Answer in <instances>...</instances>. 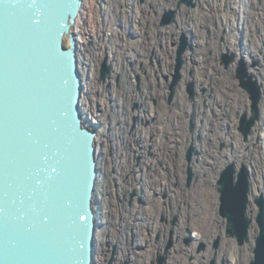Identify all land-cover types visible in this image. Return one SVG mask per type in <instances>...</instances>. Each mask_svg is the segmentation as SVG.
Segmentation results:
<instances>
[{
	"label": "rangeland",
	"instance_id": "obj_1",
	"mask_svg": "<svg viewBox=\"0 0 264 264\" xmlns=\"http://www.w3.org/2000/svg\"><path fill=\"white\" fill-rule=\"evenodd\" d=\"M194 2L104 0L108 16L96 8L89 18L78 17L92 26L80 53L81 69L86 57L96 63L92 81L98 100L94 110L103 112V161L108 166L104 174L107 233L102 244L97 242L101 261L96 259L95 264H171L173 254L181 256V262L175 259L174 264H211L214 258L216 264L223 260L225 264H244L238 248L241 254L249 250L253 256L258 234L255 219L250 240L241 245L227 232L220 206L215 219L209 218L213 212L208 211L207 202L212 190L220 205L219 178L235 163L219 167L222 154L238 156L237 170L256 161L264 183V139L253 133L255 128L257 132L264 128V0ZM171 9L176 10V19L163 24L164 13ZM183 33L193 47L184 54L182 77L171 99L170 83ZM111 51L116 68L109 59ZM225 53L235 54L228 65L223 60ZM105 58L112 68L103 79ZM242 58L263 90L261 117L247 138L240 122L244 113L252 114V101L236 75ZM190 81L195 83L194 95L188 90ZM87 98L86 90L83 100ZM82 107L85 111V105ZM192 145L196 151L189 163L187 153ZM201 156L204 163L206 159L218 162L203 165L207 168L203 172L196 168ZM189 166L195 175L191 184ZM254 176L257 174L250 171L248 215L253 218L258 211L254 199L264 193L252 197ZM98 207L101 211L102 202ZM104 226L101 220L99 230L104 231ZM252 229L256 231L253 239ZM195 232L202 236L196 237ZM232 239L237 247L234 258L228 249ZM201 243L205 248L199 250ZM160 256L166 258L164 262L159 261Z\"/></svg>",
	"mask_w": 264,
	"mask_h": 264
},
{
	"label": "water",
	"instance_id": "obj_2",
	"mask_svg": "<svg viewBox=\"0 0 264 264\" xmlns=\"http://www.w3.org/2000/svg\"><path fill=\"white\" fill-rule=\"evenodd\" d=\"M181 2L195 5L194 0ZM82 7L83 0H0V264L96 263L99 132L87 124L82 109L84 72L74 31ZM176 13L167 10L162 23L174 21ZM192 47L183 33L171 99L182 77L184 54ZM234 57L223 54L227 65ZM111 68L105 58L103 79ZM236 75L252 101V114L244 113L240 122L247 138L261 117L263 90L245 58ZM194 85L192 81L188 87L192 95ZM195 149L192 145L188 150L189 163ZM193 176L189 166V184ZM218 184L227 232L242 245L250 240L255 219L258 234L249 264H264V194L255 197L258 211L252 218L248 167L237 170L230 163ZM204 248L201 243L199 250ZM165 259L159 257L160 262Z\"/></svg>",
	"mask_w": 264,
	"mask_h": 264
},
{
	"label": "bare ground",
	"instance_id": "obj_3",
	"mask_svg": "<svg viewBox=\"0 0 264 264\" xmlns=\"http://www.w3.org/2000/svg\"><path fill=\"white\" fill-rule=\"evenodd\" d=\"M111 2H112V0H111ZM105 3H106V0H105ZM105 3H104V0H98V1L97 0H83V9H82L83 11L80 12V16L79 17H81V19H83V18H89L88 15L93 14V10H95L96 8H97L96 11H100L101 10L103 13H105L106 16H108L107 14L109 12V9L107 8V6H106ZM86 7L88 8L87 11H85ZM91 11H92V13H91ZM81 19L80 20L78 19L77 22H76V24H75V26H74V31L77 34V38H78V42H79V52L80 53H81L82 49L83 50L85 49L84 48L85 40L92 33V31H91V27L92 26L90 27L89 25L83 24ZM238 54H239V56H241L242 55L241 51H240V53L238 52ZM109 59H111V61L112 60L114 61V59H115V54L112 51L110 52ZM86 60H87V62H86V65L83 66V71H84V75L85 76L87 75L86 80L84 79V88H85V91L87 90L88 98L85 99V100H82V102L84 103V104L82 103L83 106L85 105V107H84L85 108V111L83 110V114H84L85 121L87 122L88 125L91 124V125H94L95 127L98 128V132L99 133H98V136H97L98 137L97 138V144H98V148H99V151H100L99 152V159H100V161H99V167H100V174H103V175H100L99 176V182L97 184V198H98V202H102V205H103L102 210L99 211L100 219L102 220V222L105 223L104 231L102 229H100L101 231L99 230V232L97 234L98 236H97V239H96V243L98 242V244L100 245V244H102L104 242V240H106V233H107L105 229H107L106 223L108 222V218H107L108 217V210H107V208H108V205H107L108 198H107V195H106L107 194L106 193L107 189H105L106 188V185H105V181H104V174L108 172V166H107V164H105L106 162L104 163V161H103V158L106 155V152H105L106 150L105 151L102 150L105 147L103 145V140H102V137H103L102 134L104 133L105 128H104L103 124L100 123V122H102V120H104V117L102 118L103 112L101 114V112H99V111L96 112L94 110V108L96 107L95 104L97 103V100H98L97 97L94 95V91L95 90L93 88L94 85H93V81H92L93 76L95 75V64L96 63L94 64V60L92 59L90 61L87 57H86ZM113 66H115V68H116L115 61L113 62ZM172 79H173V76H172ZM180 80H179V82H180ZM191 82L192 81H190L189 84ZM189 84H188V87H189ZM90 97H92V100L90 99ZM261 124H262V127H264V122L261 123ZM263 132H264V128L261 129L260 131L258 130V132H257V129L255 128L253 133L255 134V137H256V135H258V137H262L264 139V133ZM105 149H106V147H105ZM222 156L223 157H222V159L219 162L217 160H214L213 161L212 159H210V161H208L206 159L207 163H204L203 162V157L201 156L200 158H198V161L196 163V168L197 169H201L202 168V171L204 172V171H206L207 168L206 167H203V165H206L208 163L214 164L215 162L216 163L218 162L219 163V167H221V166L225 165L228 162H234V161H235L236 167L239 166L240 160H239V158H237V160H236V157H238V156H236L235 154H232V153L228 152V154L225 157H224L223 154H222ZM216 157L219 158L218 155H216ZM204 158H205V156H204ZM262 160H264V159H262ZM248 167H249V169H250V171H251L252 174L253 173H256L257 174V177L254 176V178H253L254 179L253 180L254 192L252 194V197H254L258 193L264 192V183L262 182L263 176L261 175L263 171L258 166V164H257L256 161H250L248 163ZM209 192H210V194H209L210 197H209V201L207 202L208 203L207 206H208V211L209 212L210 211L213 212V217H212V215L210 216V213H209V218L210 219H215V217H216V210L218 209V206H219V197L216 194V192H213L212 190L209 191ZM183 225L186 226V222L185 221H183ZM255 232L256 231L254 229H252V231H251V239H253V236L255 235ZM193 234H195L196 237H199V235H201L199 232H195ZM228 247H229L228 248L229 251H231V254L233 255L232 258H234L237 255V251H236L237 250V247H236L235 241L233 239L231 240V243H230V245ZM192 249H194V246H193ZM238 250H239V257H243L244 258V264H246L249 261V259L251 258V256H252L251 255V251L248 250L245 254H241L239 248H238ZM188 251H189V249H188ZM96 259L98 261H101L100 260V256H97V253H96ZM175 259L178 260L179 262H181V260H180L181 259V256L180 255L173 254L172 255V259H171L172 260V263L171 262L170 263L171 264H174ZM230 264H232V263H230Z\"/></svg>",
	"mask_w": 264,
	"mask_h": 264
},
{
	"label": "snow or ice",
	"instance_id": "obj_4",
	"mask_svg": "<svg viewBox=\"0 0 264 264\" xmlns=\"http://www.w3.org/2000/svg\"><path fill=\"white\" fill-rule=\"evenodd\" d=\"M27 134L30 136L31 132H27ZM53 171H55V169H53ZM37 183H39V181H37ZM83 217H80L78 214V219H82ZM44 219H48V217L45 215Z\"/></svg>",
	"mask_w": 264,
	"mask_h": 264
},
{
	"label": "flooded vegetation",
	"instance_id": "obj_5",
	"mask_svg": "<svg viewBox=\"0 0 264 264\" xmlns=\"http://www.w3.org/2000/svg\"><path fill=\"white\" fill-rule=\"evenodd\" d=\"M195 176V175H194ZM191 184V183H190Z\"/></svg>",
	"mask_w": 264,
	"mask_h": 264
}]
</instances>
